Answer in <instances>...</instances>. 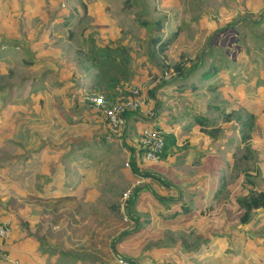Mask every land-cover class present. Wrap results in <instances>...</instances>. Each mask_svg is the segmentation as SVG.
<instances>
[{
    "label": "rangeland",
    "instance_id": "obj_1",
    "mask_svg": "<svg viewBox=\"0 0 264 264\" xmlns=\"http://www.w3.org/2000/svg\"><path fill=\"white\" fill-rule=\"evenodd\" d=\"M159 17V30L137 21ZM231 20L236 29L220 35L227 53L205 51L195 71L170 79L172 63L186 67L195 61L212 31ZM172 30L176 36L168 48L151 55L149 36L164 38ZM82 32L98 44H122L128 63L107 69L104 82L95 83L99 68L85 58ZM207 67L211 72L204 76ZM111 74L117 82L105 86ZM161 78L170 83L151 94ZM0 85V221L9 225L0 240V264H264V208L241 224L235 200L252 187L264 188V0H0ZM124 91L131 93L126 98L143 101L128 111L115 136L103 109L126 99L120 98ZM90 93L102 94L104 105L89 102ZM199 114L210 122L200 125ZM137 115L145 120L131 118ZM166 118L173 123L166 133L172 143H165L161 162L144 159L136 149L141 129L164 132L160 122ZM78 142L97 155L90 159L96 166L81 156L64 159ZM44 143L40 163L25 157ZM172 153L187 154L191 163L185 162L184 171L160 169ZM131 158L138 171H154L159 179L135 172ZM56 163L61 175L55 179L63 181L47 189L44 175ZM83 165L89 166L80 175ZM164 181L183 189L191 182L202 185L196 206L185 204L191 197L182 194L179 206L163 209L173 214L184 203L180 213L199 216L181 226L151 223L150 198L138 191L132 200V194L139 186L175 195L159 186ZM139 217L136 238L112 246V238L135 227ZM166 237L185 244H153Z\"/></svg>",
    "mask_w": 264,
    "mask_h": 264
},
{
    "label": "trees",
    "instance_id": "obj_2",
    "mask_svg": "<svg viewBox=\"0 0 264 264\" xmlns=\"http://www.w3.org/2000/svg\"><path fill=\"white\" fill-rule=\"evenodd\" d=\"M135 2H136V0H135ZM126 5H128V2L126 3ZM53 18H49V20H52ZM163 19H164V17H159L158 19H156L154 21H150V20L146 21V20H139V19L137 21L141 25H146V24L152 25L154 28L156 27L159 30L161 28ZM243 19L247 22H251V19L248 16L243 17ZM255 21L256 20H254V22ZM234 22H235V20H231V21L225 23L224 25H222L221 27L215 28L212 31V33L207 37L206 42H205V47H204L203 51L201 52V55L198 54L196 60L189 62L188 66L184 67L182 65V63L179 61L172 63L170 67H171V70L173 71V75L171 76L170 79H173L175 77L181 78L183 76L187 77L189 74H191L193 71H195L200 65H202V61L204 59L202 57V55L204 54L205 51L210 52V53L211 52H220V54H222V55H223V53H225V51L227 53V47L225 44H223V41H222V38L220 37V35L224 31L226 32L228 30L232 31V30H234V28L236 29V26H234V24H233ZM80 35H81L80 42L85 45V51H83L85 53V58L87 60H90L92 62V64H95L99 68V73H97V72L95 73V78H96L95 83L98 84L100 81L104 82V80H101L100 78H105L107 69H109L111 67L120 69L125 64L128 63L129 56L127 55L126 48L122 44H120L119 42L115 41L114 43H112V41H109V42H104V43L98 44L94 41V38L92 37L91 34L86 35V32H82ZM175 36H176V30L169 31L167 36L164 38H162L160 35H150L148 38V48L151 52V55L154 53H157L158 50L159 51H165L168 48V46L170 45V43L173 42ZM233 36L234 37L232 38V42L240 39L238 36V33L233 35ZM211 40H213V41L211 42ZM109 45H111V46H109ZM89 48L91 49V52H90ZM94 50H99L98 52L95 53L96 55L93 53ZM237 54L240 55L241 52H238ZM213 69H215L214 66H213ZM210 72H211L210 68L207 67L206 69L202 70L201 74L204 76L205 75L209 76ZM112 75L113 74L108 75L106 77L107 80H106L105 86L109 87L110 85H113L114 83L116 84V82H117L116 76H112ZM168 83H170V81H168V78H166V79L161 78L156 83V85L152 86V88L150 89V93L152 94L155 91V88L164 86ZM192 86H196V88L199 87L198 84H192ZM3 87H4V85H0V90ZM245 88L252 92L251 87H245ZM130 95H131V93H129L128 91H124L122 97H120V98H126L127 96H130ZM37 102H40V99H37ZM233 112H234V110L231 109V110L226 112L225 116L228 118L231 116V114ZM129 115H130V113L127 112L125 115V118ZM79 120H80V118H78V121ZM195 121L198 122L200 125H207L210 122L208 120V117H205V116L200 115V114L195 119ZM211 122H212V120H211ZM67 124H69V125L73 124V121L71 119H69V121H67ZM45 130L48 133L50 132V128L48 127V125L45 126ZM27 131H28V128L25 127V132H27ZM101 138L104 139L103 136ZM163 139H164V145H165V143L169 144V143H172V141H173V137L170 133L169 134L163 133ZM94 144H91L93 146V149H94ZM46 145H47L46 143H44V145L40 144L39 146L34 147L31 150H28L25 157L28 155L29 157L32 158L33 161L40 163V159L43 158L42 156H45L44 150H45ZM76 145L78 146L77 149L70 148V149H67L64 151L65 155L68 154V156L64 157V159H69V161H67V162L71 163V161L74 160L76 157L81 156V157H85L88 159V162L90 163L89 165L96 166L97 165L96 162L95 161L91 162L90 159L95 160L97 158V155H95L94 152L91 153L87 148H84V145L81 147V143H79V142ZM86 145H89V144H86ZM164 145H163V147H164ZM97 147H98V144H97ZM49 149L52 150V149H55V147H52V145H49ZM136 149L140 153H142L143 149L141 146H138ZM161 154H162V152H161ZM27 162L28 161H26L24 158L23 164L25 165ZM58 164L59 163H56L55 166L52 167V170L49 171L48 174L45 173V175H44V176H47L46 177L47 180L45 179V182L42 185L46 184L47 189L50 188L51 185H57L59 180L63 181L62 176L59 180L55 179L57 174L61 175L60 174L61 166H59ZM131 164H132V169L135 172H140L143 176H146V177H155V178L159 179V175L157 173H152L149 171H138L137 167L134 164L133 158H131ZM89 165H83L82 167H79L78 173L80 175L84 174V169L88 168ZM19 173L26 175L27 171H25V172L19 171ZM79 179H81V176H79ZM65 180H67V179H65ZM64 187H66V185H64ZM138 189H140L139 186L134 188V191L132 194V200L134 199V196H135ZM151 192L153 194H155L156 196L161 197L156 192H154L152 190H151ZM161 198H163V197H161ZM235 200H236L238 207L242 209V212L238 217L239 222L241 224H246L251 219L252 213H254L255 210L264 208V188L252 187L246 193L236 196ZM185 209H187V207L183 203V206L181 207L180 211H185ZM199 212H201V211H199ZM136 222H137V220H136ZM136 222H135V226H136ZM126 232L127 231L119 232L118 235L113 237L112 242H111L112 246H113V241L121 239V237ZM170 239H172V238L167 237L166 239H164L162 241H156L154 243L156 245H159L162 243H167V242L169 243ZM172 240H174V239H172ZM184 244H185V242L182 243V245H184ZM187 249H188V247H186V249L184 248L183 250L185 251ZM223 257H224L225 262L230 261V259L228 257H226V256H223ZM218 259L221 260L222 257L219 256Z\"/></svg>",
    "mask_w": 264,
    "mask_h": 264
},
{
    "label": "crops",
    "instance_id": "obj_3",
    "mask_svg": "<svg viewBox=\"0 0 264 264\" xmlns=\"http://www.w3.org/2000/svg\"><path fill=\"white\" fill-rule=\"evenodd\" d=\"M154 113H156V111ZM131 118H133L134 120L135 119L145 120V119H143V117L141 115H140V117L137 115V116H135V117L133 116ZM171 124H173V123H171ZM171 124L168 122V118H166L165 120L160 122V125L162 126L161 129L164 130V132H163L164 134H166L172 130ZM175 125L180 126L181 123L179 125H178V123H175ZM137 147H138V145H137ZM183 151H180V152H183ZM196 151L192 150L191 152H196ZM162 154H163V152H162ZM162 154L160 155V157L162 156ZM200 154H204V152H202ZM188 159H189V157L187 156V154L185 156V153H181L180 155L179 154L175 155V153H172V154L166 156L164 162L161 165L162 167L160 166V169L164 170L166 167H172L173 166V167H175V171H177V172L184 171L185 166H186L185 162H188L189 161ZM159 162H161V158H160ZM188 163H191V162H188ZM192 163H193V168H197V166H196L197 162L194 161ZM155 168H159V167H155ZM188 168H192V167L188 166ZM149 172H151V170ZM156 172L161 174L157 170H156ZM152 173H154V171H152ZM209 178L213 179L214 184H215V177L211 175ZM170 182L172 184H174V182L172 180H170ZM171 183L164 181V185H159V186H163L162 189L164 188L165 190L167 189L168 191H170V190L175 191L176 192L175 195H172L173 193H162L160 191H155L157 194H159L163 198L158 197L155 194H153L151 192L150 188L145 189V187H140V189L137 190V192L140 191V194L142 196H148L150 198V202H151L152 207H151V212L149 213L148 219L151 223H157V225H166L167 224V226H170V227H171V224L181 226L185 222H189L191 219H193V217H195L197 215V214H193L191 212H189L188 214L186 213V215H185V212L180 213L179 211L181 208H178V210L174 211V213L178 214V217L175 216L176 214L173 215L174 213L173 214L172 213L171 214H169V213L165 214L163 209H165L166 211H169L170 208L172 210V208H174V206H177L178 204H180V199L182 197V194L183 195L187 194V196L191 197L190 200L184 199V200H186L185 204H187L189 207L190 206H196L195 203L200 202L202 200V193H203L202 190L204 188H202V189L198 188L199 186H202V185H199V184L196 185V183L193 185V182H191L190 185H188L186 188L184 187V189H183L181 187L175 186L176 184L172 185ZM143 202H145V201H143ZM143 202L141 201V204ZM182 206H183V204H182ZM197 216H199V215H197ZM180 219H182V220L180 221ZM180 222L182 223L181 225L179 224ZM139 224H140V217L136 222V226L135 227L133 226L132 229H129L125 233V235H123L121 237L122 240L119 243L129 241L132 236L135 237L136 236L135 234L139 229L138 228ZM178 226L176 228H178ZM182 243H183V241L181 239H174V240L170 239L168 244L172 245L173 248H180ZM153 244L156 245L155 243H153ZM156 246H159V245H156ZM166 248H169V247L166 246ZM157 249H159V247H157ZM133 262H135V260Z\"/></svg>",
    "mask_w": 264,
    "mask_h": 264
},
{
    "label": "built area",
    "instance_id": "obj_4",
    "mask_svg": "<svg viewBox=\"0 0 264 264\" xmlns=\"http://www.w3.org/2000/svg\"><path fill=\"white\" fill-rule=\"evenodd\" d=\"M132 93H136V89L131 90ZM86 99L95 105H104L103 95L90 93L87 94ZM142 98L132 97L126 98L121 101L114 102L110 105L104 107L103 112L106 118L107 125L109 127V133L115 136L121 134L122 127L125 123V114L132 109L140 106L142 103ZM120 131V133H119ZM156 127H143L141 129L140 137L138 139V145L142 147V157L151 161H158L160 154L163 150L164 139L163 132H160ZM118 134V135H117ZM106 139H110V135L105 136ZM129 191L123 192V196L128 197ZM8 221H0V240L8 235ZM0 255L4 256V252L0 251Z\"/></svg>",
    "mask_w": 264,
    "mask_h": 264
}]
</instances>
